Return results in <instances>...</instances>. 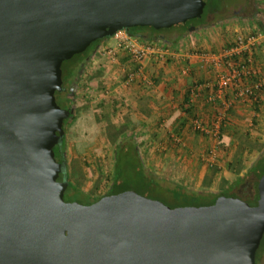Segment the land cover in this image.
Masks as SVG:
<instances>
[{"label":"water","instance_id":"water-1","mask_svg":"<svg viewBox=\"0 0 264 264\" xmlns=\"http://www.w3.org/2000/svg\"><path fill=\"white\" fill-rule=\"evenodd\" d=\"M204 0H0V264H255L258 198L171 207L135 190L66 201L65 134L74 88L62 62L134 26L169 28ZM194 26L189 27L192 30Z\"/></svg>","mask_w":264,"mask_h":264},{"label":"crops","instance_id":"crops-1","mask_svg":"<svg viewBox=\"0 0 264 264\" xmlns=\"http://www.w3.org/2000/svg\"><path fill=\"white\" fill-rule=\"evenodd\" d=\"M247 1V9L243 11L241 6H237L242 3L241 0H222L221 6L227 5L237 12L230 16L222 15L214 22L209 18L208 24H199L186 32L172 29L179 26L165 28L170 32L163 36L160 35L161 30L152 32L154 36H161L159 42H154L157 50L143 62L141 78L128 88H120V84L113 86V78L125 71L127 76L135 64L125 52L119 53L115 59H110L103 52V48L111 46V37L94 45L92 49H96L97 53L102 51V55L98 59L94 52L88 61L94 65L89 83L96 86L100 81L102 87L97 97L106 98L110 106L125 115L124 133L134 134L145 166L149 159H160L161 163L172 166V171H184L179 182L197 186L196 190L205 183L214 189V185H219L221 180L230 179V176L220 173L223 165L230 164L232 167H227V171L234 174L233 166L238 158H242L243 162L245 145L238 146L240 150L235 156L230 153L226 157L228 152H223L232 149V134L249 131L255 136L257 144L264 134V86L255 98L236 101L229 109L228 118L222 121V138H212V146L221 149L215 159V171L206 166L204 159L206 148L211 147L207 141L211 136L203 135L192 126L194 118L210 125L217 109L222 106L221 100H208L215 94L216 69L207 61L206 53L215 54L229 47L236 34H263L253 51L252 67L257 69L264 84V0ZM116 69L119 72L114 73ZM93 72L95 75H92ZM96 74L102 75L99 77ZM144 79L150 80V83L147 84ZM232 92L228 89L224 97L232 96ZM227 159H230L229 162H226ZM251 162L245 161V165Z\"/></svg>","mask_w":264,"mask_h":264},{"label":"rangeland","instance_id":"rangeland-1","mask_svg":"<svg viewBox=\"0 0 264 264\" xmlns=\"http://www.w3.org/2000/svg\"><path fill=\"white\" fill-rule=\"evenodd\" d=\"M204 1L206 2V4H205L203 17L201 19L194 20L191 26L194 27L198 26L202 21H204L205 15H207L208 13L207 11L209 9L211 2L210 0H204ZM232 9L234 10V8H228L227 5L224 6L220 5V7L217 10L218 13L217 11L216 13H213V18L212 16H210V18H212L211 19L212 22L218 20L220 17H222V15L230 16L232 14ZM177 28L178 27H173L172 29H174L177 32L180 31V28L178 29ZM169 32H170L169 29L167 30L162 29L160 31L161 33L160 35L163 36ZM113 43L114 40L111 38L110 44L112 45ZM92 47L93 44L89 46V48L83 53V55H86L90 51V49H92ZM100 55H102V51L98 52L96 54V57L99 59ZM97 58H95V60ZM91 63L92 61L86 64L87 67L85 66V70L82 71V75L78 80V85L80 86H78V88L75 90L76 91L75 102L77 106L80 107L81 110L78 113L79 119L77 124L73 125L72 127H69L66 131L67 137H66V146H65L66 149L65 169L68 171L71 180L83 191L91 195H98L103 193L108 187L112 166H113V161H112L113 149L116 142L120 139L118 130L119 132L122 130L124 132V127L126 126L125 124L126 119H125V115L122 114L121 111H116L113 105L110 106L109 102L105 100L106 98L97 97L99 96L98 92L101 90L100 87H102L101 86L102 84L100 83V81L96 86L95 84L91 85L89 83L90 75H91L90 72L94 70V68L92 69L94 65ZM115 72H119V71L116 69L114 73ZM94 73L95 72H93L92 75H95ZM99 75L101 76L102 74ZM115 75L116 77L113 78L115 82L113 86H117L120 84L119 85L120 88L121 87L128 88L133 84L132 83L126 85L124 83L126 77V71L121 73L119 72L118 74ZM128 120L131 122L130 117L128 118ZM243 131L244 130H241L242 133L232 134L234 140V143H232L233 144L232 149L223 151V152H228L226 157H229L230 153L231 154L234 153L233 156H235L236 153H239L240 150V148L238 149V146L241 147L243 145L242 147H244L245 145L246 151L244 152V156H243L244 167H241L239 173H243L245 171V166H246L245 161L248 163L250 160L256 158V156L260 153V151L264 150V134L262 135L261 141L260 142L258 141L257 144L255 143L254 140L255 136L252 133H250L249 131L246 132ZM208 139L209 140L207 141L209 142V146H212L213 145L212 137H209ZM247 139L250 140V142H245V140ZM247 147H248V151H247ZM208 149L209 148H206L204 152V157ZM155 152L156 151H154V153ZM216 152L217 153L221 152V149H219L218 146H216ZM157 154L158 152H156V155ZM229 160L230 159H227L226 162H229ZM122 164L124 166L126 165V168L130 167V164H133L137 167V165H139V162L137 159H133L131 157L129 159L127 158L124 159L122 161ZM146 168H147V174H149L150 172L149 175L158 179L159 186L154 189L155 190L154 192L143 193L145 194L144 196L153 199H158L171 207L176 206V201L171 197L170 193H168L164 187L172 188L174 185L177 184L182 187L190 188L192 190H196L194 188H197V186L194 185L189 186L179 182L181 181V177L184 176V171H177V172L175 170L172 171L173 167L166 164L165 162L161 163L160 159L158 160L149 159L148 162H146ZM220 170H222L223 172L220 173L225 174V176L227 175V177L230 176V178H233L235 176L231 172L227 171V164L225 166L223 165ZM124 179L126 180V185L131 190L136 189L142 183L140 176L137 174L135 170H128L124 176ZM217 187H218L217 184L214 185V189ZM75 196H76L75 199L83 204L91 200V198L86 196L84 192L83 193L79 192ZM75 196H73V198ZM245 201L251 202L247 198H245ZM258 264H264V249L260 253Z\"/></svg>","mask_w":264,"mask_h":264},{"label":"trees","instance_id":"trees-1","mask_svg":"<svg viewBox=\"0 0 264 264\" xmlns=\"http://www.w3.org/2000/svg\"><path fill=\"white\" fill-rule=\"evenodd\" d=\"M210 1H211L210 6L207 11L208 13L207 15H205L204 21H202L200 24L209 23L207 19H209L210 14L212 15V18H213V13H216V11L218 10V8L220 7L222 3L221 0H210ZM204 10H205V6L203 9V13H204ZM203 13L198 18L188 19L184 23H179L173 26H179L180 31L186 32L188 31L189 26L193 24L194 20L201 19L203 17L204 15ZM144 29H150L152 32H155L157 30H162L165 28L155 29L151 26H134V27L128 28L126 31L128 32V34H130L133 37L138 38L141 41L159 42V39L154 38V37H147V38L142 37L141 38L139 33L140 31ZM103 39L105 38L96 39L93 42H91L90 45L93 44V47H94V45H96ZM89 46L83 52L75 54L70 59L64 60L62 62L61 67H62V80H63L64 88L69 90L71 87H73L75 91L78 88V86H80L78 85V80L80 76L82 75V71L85 70V66L88 63L89 59L91 58L92 54L96 52V49H90V51L86 55H83V53L89 48ZM75 101H76V93L73 92V102L70 106L69 116L65 118L63 121V128L65 130L63 140L61 143L55 145L53 148L55 157L58 161L61 160L63 153L65 157V153H66L65 146H66V137H67L66 131L69 127H72L73 125L77 124L78 119H79L78 113L80 112L81 109L80 107L77 106ZM221 132H222V125L220 126L219 138H222ZM118 133L120 135V139L116 142L114 149H113V155H112L113 166H112L110 181H109L107 189L101 194L91 195L83 191L80 187H78L71 180L68 171L65 169V171L62 174H60V177L68 181V185L64 193V199L66 201L76 200L75 195H77V193L79 192L80 193L84 192L86 196L91 198V200L87 203H91L104 195L114 194V193H118L123 190L129 189L128 186L126 185V180L124 179V176L128 170H135L141 178V181H142L141 185H139V187L134 189L138 193L145 195L143 193L154 192L155 191L154 189L159 186L158 179L149 175L150 172L149 174H147V168L145 166L144 161L142 160L141 151L139 149L138 143L136 142V138L134 134L124 133L123 130L120 132L118 130ZM202 134L206 135L204 133ZM131 157L133 159H137L139 162V165H137L136 167L135 165L130 164V167L126 168V165L124 166L122 164V161L126 158L129 159ZM227 167L231 168L232 166L228 164ZM241 167H244V164L242 162V158L239 157L236 164L233 166V173L235 176L230 179L221 180V182L219 183L216 189L209 188V186L206 185V183L203 185L201 189H197V190H192L190 188L182 187L177 184L174 185L172 188H168V187H164V188L166 189L168 193H170L171 197L176 201V206H179V205H196V206L208 205V204L213 203L214 200L219 195L234 196V197H239L244 200L245 198H247L251 201L248 203L253 205L256 203L257 198H258L257 183L261 175L264 173V150L260 151V153L256 156V158H254L252 162L248 166L245 167V171L243 173H239L240 172L239 170L241 169ZM210 169H213V171L216 170L214 165H211ZM73 196L75 197L73 198ZM263 249H264V233L261 238L259 247L256 250L255 264H258V259Z\"/></svg>","mask_w":264,"mask_h":264},{"label":"built area","instance_id":"built-area-1","mask_svg":"<svg viewBox=\"0 0 264 264\" xmlns=\"http://www.w3.org/2000/svg\"><path fill=\"white\" fill-rule=\"evenodd\" d=\"M111 38L114 43L103 48V52L110 59H115L121 52L130 56L135 66L127 72L124 83L128 85L136 82L141 78L143 62L156 52L157 45L154 42L141 41L124 29L116 31ZM262 38L263 34L259 32L238 33L229 47L215 54L206 53L207 61L216 69L215 94L208 97V100L211 102L221 100L222 106L217 109L210 125L203 123L199 118L192 119L195 130L217 139L221 123L228 118L230 107L236 101L255 98L256 93L262 89L263 79L258 75L257 69L252 67L253 51ZM143 81L150 83L148 79ZM228 89L233 90L232 96L224 97ZM205 154L206 165H214L217 157L216 147H209Z\"/></svg>","mask_w":264,"mask_h":264},{"label":"flooded vegetation","instance_id":"flooded-vegetation-1","mask_svg":"<svg viewBox=\"0 0 264 264\" xmlns=\"http://www.w3.org/2000/svg\"><path fill=\"white\" fill-rule=\"evenodd\" d=\"M241 1H242V3L241 4H237V6L238 7L241 6V9L243 11H245L247 9L246 4L248 3V1L247 0H241ZM235 12H237V11L232 9V14L235 13ZM207 21H209V19H207ZM139 34H140L141 38L142 37H144V38L154 37V38H157V39H160L161 38V36H159V35L158 36L157 35L156 36L152 35V31L150 29H144V30L140 31ZM71 88H73V87H71ZM74 93H76V91H74ZM59 179L60 180H63L61 177Z\"/></svg>","mask_w":264,"mask_h":264}]
</instances>
